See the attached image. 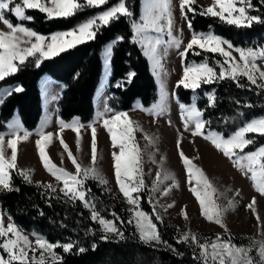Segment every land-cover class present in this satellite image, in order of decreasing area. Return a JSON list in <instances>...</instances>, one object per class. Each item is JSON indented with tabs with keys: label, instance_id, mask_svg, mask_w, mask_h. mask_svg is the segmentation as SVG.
Here are the masks:
<instances>
[{
	"label": "snow or ice",
	"instance_id": "6c2138e0",
	"mask_svg": "<svg viewBox=\"0 0 264 264\" xmlns=\"http://www.w3.org/2000/svg\"><path fill=\"white\" fill-rule=\"evenodd\" d=\"M109 0H48V3L42 0H0V23H2L7 31L0 30V81L19 71L20 66L29 61V58H35V65L40 66L42 59L51 58L60 53L74 48L79 44L92 41L96 38L102 27L109 26L111 22L119 20L121 17L130 18L133 16L132 11L127 7L126 0H118V2L107 10L100 12L98 15L89 18L87 21L79 24L76 29L67 32H57L50 37H45L37 33L35 30L24 26L23 21H32L34 18L26 15V10H39L46 13L48 19L52 18H68L72 17L77 11H82L89 7H99L107 5ZM264 5V0H259ZM196 0H179V8L182 18L187 21L190 31H192V21L188 17V13L193 15H201L219 18L223 23L236 28H251L254 23L264 24V18L258 15H250V10H256L252 0H213V3L207 7L201 6V10L197 13L193 5ZM6 13H11L20 23L13 24L7 18ZM173 13L171 0H145L144 11L139 21H133L131 24L133 33V43H139L145 51V55L150 56L154 63L159 67L160 61L157 59L158 46L167 44L181 49L183 41L181 38L173 34ZM154 32L158 35L155 39L147 36V33ZM167 35L166 41L161 40L160 34ZM121 36L116 37L113 44L122 41ZM226 45V47H225ZM199 49V51H197ZM112 45L105 48L106 65L110 63L112 56ZM238 53V59L233 55ZM200 56L202 53H212L223 59H215L214 64L209 63V58H205L199 62H188V54ZM38 54V55H37ZM182 65V76L177 81L176 87L183 86L195 92L202 85L217 83L224 79H231L237 84V87H244L239 81L240 78H246L249 84L264 90V68L257 63H264V46L258 48H236L231 42L215 35L209 31L207 33H196L192 31L190 40L179 51ZM219 69L217 71L216 69ZM110 75V71H109ZM135 76L134 72H129L125 80L118 81L115 85L123 88L126 83H131ZM21 87H16L15 92H21ZM9 90L6 94H11ZM175 95V94H174ZM208 101V107L215 106V92L205 94ZM251 107V105H246ZM153 106V111L156 109ZM182 120L184 121L185 131H190L192 136H201L209 141L215 149L233 162V166L240 170L243 174L249 175V179L253 183V187L260 196H264V145H260L253 151L245 152V149L256 143L255 136H264V117H257L246 121L242 126L238 127L235 132L225 137L218 132L208 130L211 121L204 119V110L197 107L195 101L190 105L181 104ZM148 111L147 109H142ZM105 117L100 114L99 119L102 121V127L107 131L111 140L113 151L111 153L113 160V169L115 181L119 192L125 198V201L131 207L128 209L130 217L127 223L134 225L136 233L141 242L145 244L156 243L165 244L159 235L157 224L153 220L160 221L162 218L158 212L153 210L152 215L146 213L140 206L141 192L146 185L143 179L142 160L140 149L135 141L134 133L142 131L136 122L125 112H112ZM60 132L64 129H72L77 133L76 144L77 152L80 151L81 128L91 129V166L84 167L78 162L76 156L73 155L68 144L60 137L58 132L57 138L63 151L67 153L68 160L75 168V172H69L63 167L57 166L51 158L46 154V147L50 143L53 134L45 133L43 129L36 133V148L39 159L43 168L62 186L57 187L52 183L35 182L38 186L46 189V194L61 193L72 203L77 200L83 204V207L90 212V219L98 223L102 231L105 233L101 237L103 240H109V234L115 235L120 239L124 238V233L118 228L116 221L124 223L117 213L112 212L113 219H106L97 210L96 204L91 197V190L85 185L88 179H96L101 184H107L102 179L95 167L98 159V140L96 134L95 122L87 126L80 124L78 118H74L72 122L58 121ZM194 125V127H193ZM8 133H0V191H19L18 188L12 186L11 171H15L20 175L26 183H32L31 171L28 169H19L17 165L18 143L25 141L32 133L23 130L18 122H9L7 124ZM23 131V135L19 133ZM249 134H254L249 138ZM7 137V138H6ZM145 140L151 143V138L144 136ZM180 139L177 140V149L180 159L185 166L188 175V183L191 185L193 172L197 184H202L204 191L201 192L197 187H189V191L199 202L200 214L207 221L214 222L224 229L227 238L221 234H216L213 239H201L195 234L185 232L181 235L177 243H187L195 245L198 253L194 252L193 258L199 264H264V240L259 242L253 240L249 246H237L232 242L231 234L228 232L227 226L223 221L225 209L216 204L211 199V193L215 191L212 182L208 179L203 170L193 164V159L188 158L183 151H180ZM11 150V155H7V150ZM163 157L161 161H163ZM63 163V156L61 159ZM161 173L157 171L156 180L153 181L152 192L157 191V185L160 182ZM165 179L169 177L165 176ZM171 187H177L175 181ZM169 189H165L162 193L167 195ZM239 192L237 191V195ZM232 201H229V205ZM256 198L246 205L253 215L256 217L258 224H264L260 216L256 212ZM169 204L167 207H172ZM42 214V213H41ZM181 215L184 219H188L187 212L181 209ZM8 223H4V213L0 211V264H63L62 256L55 250L62 249L63 253H70L77 247L75 242L57 241L52 243L43 236L32 233L34 242L29 239V235L23 234L19 227L12 221V217L8 216ZM91 231V229L89 230ZM95 250V245L92 246ZM171 248V246H168ZM175 251V249H172ZM79 253H84L85 248L79 247ZM255 252V256L252 253ZM182 255V254H181Z\"/></svg>",
	"mask_w": 264,
	"mask_h": 264
},
{
	"label": "trees",
	"instance_id": "16d2710c",
	"mask_svg": "<svg viewBox=\"0 0 264 264\" xmlns=\"http://www.w3.org/2000/svg\"><path fill=\"white\" fill-rule=\"evenodd\" d=\"M117 1L109 0L107 5L77 11L68 18L48 19L39 10H27V15L34 19L23 24L41 35L67 31ZM252 3L256 14L264 18V5H261L259 0H252ZM126 5L133 16L121 17L109 26L102 27L94 40L44 59L39 67L35 65L34 59H29L14 75L0 81V89L4 85H17L23 89L18 93L12 92L0 106V133L6 130V124L15 110L19 111L25 130L32 131L36 128L41 115L38 81L43 75L50 76L64 86L57 104L58 117L64 122L76 117L83 125L88 123L93 117V96L101 74V48L118 36L124 39L113 46L108 87L109 106L113 111H129L136 100H139L143 107L151 106L156 99L155 81L147 60L136 43H133L131 28L132 22L138 17L139 0H127ZM193 7L197 13L200 11L197 6ZM6 16L13 24L19 23L10 13H6ZM188 17L192 21V31L196 33L212 30L215 35L230 40L236 47L264 46V24L254 23L251 28H236L215 17L192 13H188ZM202 58L203 56L195 57L196 60ZM187 61L189 62L188 57ZM129 72L135 73L131 83H126L123 88L116 87L117 82L125 80ZM239 82L244 87H237L232 80H222L205 85L197 91L196 105L204 110L203 118L211 121L208 130L227 137L246 121L264 117V90L249 84L245 79ZM205 91L215 92L214 107L207 106ZM175 95L182 104H189L193 96L190 90L181 86L176 87ZM263 143L264 136H261L257 145ZM11 177L12 186L19 191H0V209L11 216L12 221L24 231L35 232L52 243L69 240L75 242L77 247L70 253L56 249L62 256L63 264H199L193 258L191 247L186 243H177L179 235L173 226L167 227L165 223H157L161 239L167 242V245L162 243V248L144 244L133 230L123 232V239L111 236L106 241L101 239L102 234L97 232L98 224L89 218L90 212L81 202L77 200L72 203L55 193L46 194L45 188L26 183L15 171H11ZM85 185L91 190V197L100 214L106 219H113L111 213H117L124 223L118 220L116 224L124 228L128 220L125 204L112 199L95 181L87 180ZM142 209L150 214L152 212L144 199ZM93 245L96 246L95 250ZM79 247L85 248L86 251L79 253Z\"/></svg>",
	"mask_w": 264,
	"mask_h": 264
},
{
	"label": "rangeland",
	"instance_id": "374dc122",
	"mask_svg": "<svg viewBox=\"0 0 264 264\" xmlns=\"http://www.w3.org/2000/svg\"><path fill=\"white\" fill-rule=\"evenodd\" d=\"M16 2H21V0H16ZM42 2L47 4L48 0H42ZM116 3L112 4L111 6H114ZM171 3H172V13H173V21H174L173 34L181 38V40L183 41L181 49L178 50L174 46H170L163 43L159 45L157 49V59L160 61V66L158 67L154 63V61L150 58V56L145 55V51L142 48V46L139 43H136V45L140 48L143 57L147 60L150 73L155 81V85H156L155 101L151 104V106L143 107L140 101L136 100L129 111L112 110V112L127 113L128 116L131 118V120L136 122V124L139 125V127L142 129V131H136L134 133L135 141L140 149L143 179L146 185L145 189L140 194L141 195L140 206L142 208V201L144 199V201L148 204L149 208L152 210L151 214L146 211L145 212L152 215L153 210L155 208V211L158 212L162 218L160 221H156L155 217L153 216L154 222L156 224L165 223L167 227H171V226L175 227L179 237L183 235L185 232H189L199 237L201 239V242H204V240L206 239L208 240L213 239L218 233L221 234L223 237L227 238L228 234L224 232L223 228H221L219 225L215 224L214 222L207 221L203 216H201L199 202L189 191L190 186L197 187V189L200 190L201 192L204 191V188L202 184H197L194 172H193V179L191 181V185L187 182L188 175L186 173L185 166L183 165L180 159L179 151L177 149V140L180 139L181 143L179 150L183 151L188 158L198 157V159H193L192 161L193 164L201 168L208 177V179L212 182L215 191L211 193V199L215 201L217 205L225 209L223 221L227 226L228 232L231 234L232 242L237 246L247 247L250 245V243L253 240L257 242L264 240V224H258L256 217L253 215L252 211L246 207V205H248L252 201V198L255 197L256 212L260 216L261 220L264 221V196H260V194L255 191L252 181L248 178L250 174L245 175L236 167H234L232 161L224 157L221 152L215 149V147L209 141L203 139V137L192 136L190 131H185L184 121L182 120V110L180 108V105L182 103L178 101L176 95L174 94H175L177 81L181 78L183 72L179 51L182 50L183 46L186 45L187 42L190 40L192 31L189 30L187 21H185L181 16V12L179 8V0H171ZM212 3L213 0H196V3L193 6H197L199 10H201V6L207 7ZM144 7H145V0H139V13L135 21H139V18L142 12L144 11ZM104 10H107V8ZM99 13L95 14L94 16L98 15ZM44 14L47 16L46 13ZM249 14L257 15L255 10H250ZM11 16L13 15L11 14ZM204 17H208V16H204ZM18 22L20 23V21ZM77 26L73 29H76ZM0 30L7 31V28L2 23H0ZM67 31H58V32H67ZM209 31L213 32L212 30ZM209 31L199 32V33H207ZM52 34H48L44 36L50 37ZM146 35L151 37L152 39H155L158 34L154 32H150L147 33ZM160 38L163 41H166L168 39L166 33L160 34ZM110 44L112 45L113 48V46L117 44V42L113 44L112 41L110 43L105 44L100 51L102 68H101V74L99 77L98 84H96L97 90L95 95L96 98L95 104H93L94 105L93 117L90 120V122L84 124L85 126H87L88 124L95 122L94 126L96 127V134L98 140V152H97L98 159L96 161L95 167L98 170L102 179L107 181V184H101L96 179H88V180L97 182L98 185L103 187L105 192L112 199H117L120 202L124 203L125 212L127 213L129 219L130 213L128 209L131 206L126 203L125 198L119 192L118 186L115 181L114 169L112 167L113 160L111 153L113 151L118 152L119 150L112 148L111 140L108 136V133L102 127V121L99 119L100 114H104L105 117H108L112 114L111 112L106 111V109H111L109 106L110 94L108 90L109 80L111 76V71H110L111 65L110 63L106 65V58L104 55L105 48ZM236 48H244V47H236ZM245 48H253V47H245ZM197 51H199V49H197ZM233 55L236 56L238 59V53L233 52ZM200 56H203V58L201 60H196L195 57L197 56L189 53L188 54L189 62L194 61L196 63H199L205 58V56L209 58L210 64H214L215 59H221V60L223 59L218 55L214 56L212 53H202ZM29 59L35 60V58H29ZM257 63L260 64L262 68H264V63L260 61H257ZM216 70L219 71L218 68ZM109 71H110V75H109ZM242 79H245L247 81L246 78H240V80ZM224 80H231V79H224ZM38 85H39L38 90H40V96H41L40 98L41 115L36 128L32 131H28L29 133H32V135L29 136V140L27 142H24L25 149L17 145L18 147L17 165L19 169L32 170L31 171V180L33 181L32 184L37 185L35 183L37 181L44 184L50 182L54 185H57V187H59L62 185H59L55 181V179L43 168L41 164L38 151L36 148V140L39 138L38 135H36V133L40 132V130L43 129L45 133L51 132L53 134L50 143L46 147V154L51 158V160L57 166L63 167L67 171L74 173L75 168L72 165V163L68 160L67 153L63 151V147L60 144V139L57 138L56 134L58 132L60 133V137H62L64 141L68 144L73 155L77 157L78 162H80L82 166L88 167L91 166V140H92L91 129L87 127L80 129V135H81V143L79 146L80 151L77 152V144H76L77 133L74 132L72 129H64L62 132H60V128L58 124V121L61 119L57 115V104L64 88L63 84L53 80L48 75H43L39 79ZM203 86L205 85H202L200 89H202ZM16 87L19 86L4 85L1 87L0 106L2 105L5 98L10 95L6 93H8L9 90H13L11 91V93L15 92L14 89ZM186 90H190V89H186ZM198 90L199 89H197L195 92L190 90L193 96L191 98L190 103L184 105H190L193 103V101H195V103L197 102L196 94ZM210 92L212 91H205V94ZM154 105L157 106L155 111L152 110ZM142 109H147L148 111H144ZM73 120L74 118L68 122H72ZM9 122H13V123L18 122L19 125L22 127L18 110L14 111V114ZM79 122L80 124H83L81 123L80 120ZM22 129L25 130L23 127ZM8 132L9 129L7 127V130L3 133H8ZM19 134L23 135V131H21ZM231 134L232 133H230L229 135ZM145 135L151 138V143L148 140L144 139ZM253 136L254 134H249V138H252ZM260 138L261 136H255L256 143L246 148L245 152L253 151L256 148H258L260 145L257 144L260 141ZM261 145H264V143ZM7 155L8 156L11 155L10 149L7 150ZM62 156H63V163L61 162ZM162 157L164 158L163 161H161ZM157 171L161 173L160 182L157 185V191L152 192L151 189H152L153 181L156 180ZM165 176L169 178L165 179L164 178ZM173 180L175 181L177 187H171ZM165 189H169L167 195L162 194ZM237 191L239 192L238 195H237ZM55 195L60 196V198L69 201L61 193L59 194L55 193ZM229 201H232L231 205H229ZM169 204L173 206L170 208L167 207ZM181 209H184L187 212L188 219H184V217L181 215ZM0 211L3 212V210L1 209ZM3 213H4V223L5 225H7V223L9 222L8 221L9 215L6 212ZM118 228L122 232H126V231L132 232L131 230H133V232H136L134 225L129 223H127V225H125L124 228L120 226H118ZM19 229L22 231L23 234L29 235V239L34 242V237L31 235L33 233L32 231L27 232L22 230L21 228ZM97 232H99V234H102V236L105 235V233L100 228L99 224H98ZM109 236L111 237L115 235L109 234ZM186 244L189 247H191L193 252L198 253V249H196L195 245L191 244V242H187ZM146 245L157 248L163 247L162 243L156 244L154 242ZM252 255L255 256V252H253Z\"/></svg>",
	"mask_w": 264,
	"mask_h": 264
},
{
	"label": "crops",
	"instance_id": "0c3cea01",
	"mask_svg": "<svg viewBox=\"0 0 264 264\" xmlns=\"http://www.w3.org/2000/svg\"><path fill=\"white\" fill-rule=\"evenodd\" d=\"M38 84H39V81H38ZM38 89H39V85H38ZM96 90H97V87H96ZM96 90H95V92H94V96H93V98H94V99H93V104H95ZM39 93H40V90H39ZM40 98H41V96H40ZM93 108H94V105H93ZM57 115H58V113H57ZM9 121H10V120H9ZM9 121H8V122H9ZM6 125H7V124H6ZM6 130H7V127H6ZM6 130H5V131H6ZM5 131H4V132H5ZM26 131H27V130H26ZM28 140H29V138H28L27 140H25V141H21V142H19L18 145H19L20 147H22L23 149H25V143H24V142H27ZM20 147H19V149H20Z\"/></svg>",
	"mask_w": 264,
	"mask_h": 264
}]
</instances>
